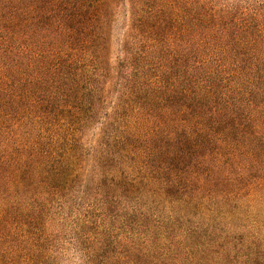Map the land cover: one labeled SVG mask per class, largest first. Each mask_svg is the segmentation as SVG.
I'll return each mask as SVG.
<instances>
[{"label": "trees", "instance_id": "1", "mask_svg": "<svg viewBox=\"0 0 264 264\" xmlns=\"http://www.w3.org/2000/svg\"><path fill=\"white\" fill-rule=\"evenodd\" d=\"M0 264H264V0H0Z\"/></svg>", "mask_w": 264, "mask_h": 264}, {"label": "rangeland", "instance_id": "2", "mask_svg": "<svg viewBox=\"0 0 264 264\" xmlns=\"http://www.w3.org/2000/svg\"><path fill=\"white\" fill-rule=\"evenodd\" d=\"M123 25H124V18L120 13L115 21L113 28V38L111 44V62L113 64L115 63L117 56L119 54V43L122 37Z\"/></svg>", "mask_w": 264, "mask_h": 264}]
</instances>
